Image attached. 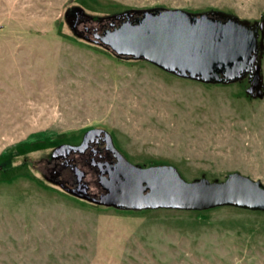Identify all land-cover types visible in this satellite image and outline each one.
Returning a JSON list of instances; mask_svg holds the SVG:
<instances>
[{
  "label": "rangeland",
  "instance_id": "374dc122",
  "mask_svg": "<svg viewBox=\"0 0 264 264\" xmlns=\"http://www.w3.org/2000/svg\"><path fill=\"white\" fill-rule=\"evenodd\" d=\"M147 9L264 22V0H0V264H264V212L120 210L50 181L55 148L98 129L137 167L264 185V97L248 77L183 79L78 35ZM258 44L264 83V27Z\"/></svg>",
  "mask_w": 264,
  "mask_h": 264
},
{
  "label": "water",
  "instance_id": "95a60500",
  "mask_svg": "<svg viewBox=\"0 0 264 264\" xmlns=\"http://www.w3.org/2000/svg\"><path fill=\"white\" fill-rule=\"evenodd\" d=\"M86 19L92 20L90 16ZM102 22L100 19L98 27L87 28L89 35L85 39L118 58L144 60L179 78L204 84L235 82L254 67L247 93L264 97L258 44L264 22L251 26L235 16L195 15L180 9L132 10ZM82 34L83 31L78 35ZM99 133L105 134L117 163L105 182L106 194L90 197L87 187L79 186V192H71L79 198L120 210L203 211L233 206L264 212L261 181L232 173L224 182H186L173 166L140 168L132 164L114 147L105 130L88 132L85 142L89 135ZM71 149L77 151L80 147Z\"/></svg>",
  "mask_w": 264,
  "mask_h": 264
},
{
  "label": "flooded vegetation",
  "instance_id": "af4514ba",
  "mask_svg": "<svg viewBox=\"0 0 264 264\" xmlns=\"http://www.w3.org/2000/svg\"><path fill=\"white\" fill-rule=\"evenodd\" d=\"M76 14L77 12L74 14L75 17L77 16ZM77 22L74 29L78 32L80 30H78ZM84 26V34L88 33L89 35V31L86 29L91 28L85 23ZM253 75L254 67L245 76L249 78L250 86ZM90 131L83 133L76 142L57 146L49 162L50 181L71 195H73L71 192L77 190L79 186L80 188L86 186L90 197H99L106 194L105 182L109 180L110 173L114 171L117 163V158L109 148L105 134H91L85 142L86 134ZM84 142L85 144L83 145ZM113 145L116 148L114 142ZM71 147H80V150L76 151L71 149ZM94 184L97 186L95 190L92 189ZM77 192L79 191L77 190Z\"/></svg>",
  "mask_w": 264,
  "mask_h": 264
}]
</instances>
